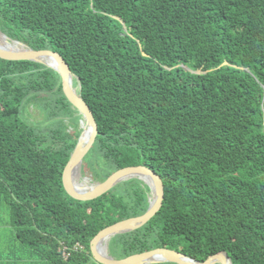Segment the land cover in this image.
<instances>
[{
    "label": "trees",
    "instance_id": "trees-1",
    "mask_svg": "<svg viewBox=\"0 0 264 264\" xmlns=\"http://www.w3.org/2000/svg\"><path fill=\"white\" fill-rule=\"evenodd\" d=\"M0 31L68 65L97 129L81 174L144 165L162 182L157 212L110 237L109 255L264 264V0H0ZM35 104L44 126L25 117ZM80 119L57 71L0 58V203L49 264H99L95 234L148 207L137 178L91 200L66 193Z\"/></svg>",
    "mask_w": 264,
    "mask_h": 264
},
{
    "label": "water",
    "instance_id": "water-1",
    "mask_svg": "<svg viewBox=\"0 0 264 264\" xmlns=\"http://www.w3.org/2000/svg\"><path fill=\"white\" fill-rule=\"evenodd\" d=\"M0 34L3 38L7 39L8 41L14 42L16 44H20L22 49H6L3 48L0 45V58L7 59V60H30L35 62L43 63L39 60L40 56L43 55H50L54 57L58 62V67H51L43 63L44 65L54 69L58 72L60 78H61V87L64 95L68 99V101L74 106L79 114L81 115V119L79 121V126L82 128V122H85L90 127V134L87 140L84 142V144L79 147V140L81 138L82 130L77 138L76 145L65 164L63 170H62V184L66 191V193L71 196L72 198L76 200H91L94 199L104 192H106L108 189H110L112 186L117 184L120 181L129 179V178H137L141 180L140 177H138L137 173H145L149 175L152 179V186L146 184L144 181H142L144 184H146L149 188V193L152 195L154 194L153 201H150V197H148V207L146 211L135 217H130L127 219H123L117 222H114L101 230H99L95 236L90 241V252L93 257V259L99 263V264H153V263H159V262H173L176 264H231L229 257L225 252H218L216 254L208 256L205 260L202 262L196 261L186 255H183L177 251L170 250L168 248H154L148 251H144L141 253L129 255L124 258L116 259L109 255L108 253V240L110 237L125 233L128 231H132L140 226H142L144 223H146L159 209L162 198H163V188H162V182L159 178V176L150 168L144 166V165H136V166H127L120 168L116 171H114L111 175H109L106 179H104L101 182H96L93 185L90 190L86 192H82L77 190L73 184L71 183V179L68 174L69 166L77 162L79 165L81 164L82 157L86 154V152L89 150L90 146L92 145L95 135H96V124L93 118V115L87 106V104L81 99V97L76 93V91L73 90L72 87V73L69 70L68 65L63 60V58L57 53L49 49H41V50H34L32 48L27 47L25 44L9 39L4 33L0 31ZM102 238H106V250L105 254H100L98 250L96 249V242ZM155 255H163V259L153 260L151 261L149 258L151 256Z\"/></svg>",
    "mask_w": 264,
    "mask_h": 264
},
{
    "label": "crops",
    "instance_id": "crops-1",
    "mask_svg": "<svg viewBox=\"0 0 264 264\" xmlns=\"http://www.w3.org/2000/svg\"><path fill=\"white\" fill-rule=\"evenodd\" d=\"M0 264H49L38 251L18 242L10 217L0 214Z\"/></svg>",
    "mask_w": 264,
    "mask_h": 264
},
{
    "label": "bare ground",
    "instance_id": "bare-ground-1",
    "mask_svg": "<svg viewBox=\"0 0 264 264\" xmlns=\"http://www.w3.org/2000/svg\"><path fill=\"white\" fill-rule=\"evenodd\" d=\"M0 45L3 48L9 49V50L22 49L20 44H16L14 42L8 41L7 39L3 38L1 34H0ZM39 60L48 66H51L54 68L58 67L57 60L50 55L40 56ZM72 78H73V76H72ZM72 87H73V85H72ZM74 91H75V89H74ZM89 134H90V127L85 122H82V134H81V138L79 140V147H81L84 144V142L89 137ZM68 174H69V177L72 181L71 183L79 191L86 192V191L90 190V188L93 186L90 184L89 185L86 184V179H83L84 180L83 182L79 181L80 180L79 179L80 178V165L77 162H74L69 166ZM136 175L138 177H140L141 180L144 181L146 184L150 185L153 189L152 179L149 175H147L145 173H137ZM153 199H154V194L150 195V201H153ZM106 242H107L106 238H102L96 242V249L98 250V252L100 254H105L104 252L106 250ZM163 258H164L163 255H155V256H151L149 259L151 261H153V260H158V259H163ZM227 264H229V263H227Z\"/></svg>",
    "mask_w": 264,
    "mask_h": 264
},
{
    "label": "rangeland",
    "instance_id": "rangeland-1",
    "mask_svg": "<svg viewBox=\"0 0 264 264\" xmlns=\"http://www.w3.org/2000/svg\"><path fill=\"white\" fill-rule=\"evenodd\" d=\"M73 88L75 89L76 93H77V89H78V86L74 85ZM25 117L32 121L33 123H35L36 125H39V126H44L46 124V122L43 120L44 118V113L43 111L39 108L38 105H29L28 108L26 109V112H25ZM79 128L82 130V128L79 126ZM88 169V167H87ZM80 182H83L84 180L83 179H86V184H95L97 181H93L92 178H91V175L89 173L88 170H85L84 171V174H81L80 172V178H79ZM150 193L148 195V197H150ZM1 213H5L6 216L9 217V209L8 207L5 205V204H1L0 203V214ZM109 253V252H108Z\"/></svg>",
    "mask_w": 264,
    "mask_h": 264
},
{
    "label": "built area",
    "instance_id": "built-area-1",
    "mask_svg": "<svg viewBox=\"0 0 264 264\" xmlns=\"http://www.w3.org/2000/svg\"><path fill=\"white\" fill-rule=\"evenodd\" d=\"M77 248L81 249V246H79L78 244H76L73 247L74 250H76ZM62 254H63L64 258L67 257V255H68V248L67 247L62 246Z\"/></svg>",
    "mask_w": 264,
    "mask_h": 264
}]
</instances>
